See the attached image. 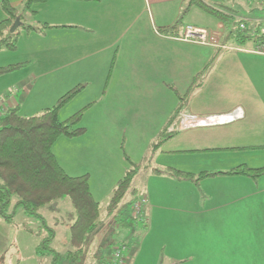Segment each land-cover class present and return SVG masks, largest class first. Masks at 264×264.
<instances>
[{"label": "crops", "instance_id": "1", "mask_svg": "<svg viewBox=\"0 0 264 264\" xmlns=\"http://www.w3.org/2000/svg\"><path fill=\"white\" fill-rule=\"evenodd\" d=\"M3 1L33 31L20 28L16 49L0 51V68L21 65L0 75V114L16 109L23 117L39 115L77 86L81 91L58 118L76 113L82 105L73 101L82 93L85 108L99 105L96 131L90 135V126H84V150H72L83 136L70 142L60 138L52 146L66 174L73 176L62 158L69 169L83 167L88 180L95 169L101 178L105 169L109 180L122 178L126 165L110 129L118 120L145 121L144 136L151 144L164 130L171 134L151 153L144 185L145 229L134 259L145 250L142 257L161 251L162 264H221L231 248L240 255L235 263L264 264V173L257 178L226 175L239 166L264 167V56L249 51L254 43L229 42L222 24L194 6L185 14L198 9L213 18L204 21L202 15V22L220 29L224 47L185 42L186 26L203 28L183 24L189 0H48L34 5L33 15L23 11V0H0V21ZM202 1L215 9L231 8L229 15L248 26L260 20L254 16L260 10L255 1L249 3L248 17L229 5L234 0ZM42 25L48 28L40 32ZM170 27L174 29L164 33ZM88 90L93 93L86 94ZM182 111L232 120L182 129ZM78 158L83 162L77 166L71 160ZM170 169L194 179H175L168 175ZM202 172L211 175L196 181ZM90 192L98 201L107 187L96 197ZM109 195L101 202L107 204Z\"/></svg>", "mask_w": 264, "mask_h": 264}, {"label": "trees", "instance_id": "2", "mask_svg": "<svg viewBox=\"0 0 264 264\" xmlns=\"http://www.w3.org/2000/svg\"><path fill=\"white\" fill-rule=\"evenodd\" d=\"M46 1L48 0H23V11L33 15L35 14L32 11L34 5ZM191 6L200 8L218 20L223 28L226 29L225 39L233 44L241 46L246 42L255 43L261 39L258 36V28L254 32L251 26L246 30H240L241 20H233L232 15H226L202 0H189V5L182 15ZM1 9L4 13V18L0 21V51L11 52L16 49L18 30L21 28L28 32L33 31V28L26 26L23 23V15L17 9L10 7L6 1L1 3ZM17 17L20 18L22 24L15 33L10 34L9 29ZM47 28L48 26L42 25L38 31L41 32ZM173 29V27H170L163 31L167 33ZM224 41L222 40L223 44ZM19 67L21 65L0 68V75L14 71ZM81 89L82 86L71 89L61 96L51 108L43 110L36 116L23 117L16 109H10L0 114V213L4 216V209L10 205L12 199H15V206L22 208L27 215L42 219L40 214H38L41 209L55 211L57 203L67 198L75 214L74 223L69 227L68 239L70 247L75 249L70 254L73 259L85 254L90 248L89 244L93 235L102 228L104 222L108 221L114 213H118L116 218L113 219L114 224L119 223L123 227L128 226L125 218H121V210L125 198L131 197L138 192L134 188L133 182L141 168V164L129 162V167L123 177L116 183L107 204L101 207L90 192L88 175L69 176L59 166L52 153V146L55 141L60 136L67 138L78 137L86 131L84 127L79 126L85 108L63 121L58 119L59 110ZM181 108L182 106L178 109V112ZM170 136L171 134L167 133V130L161 132L158 139L150 145V153L155 152ZM156 173L159 172L156 171ZM263 173L264 167L248 169L244 166H239L227 172L226 175H245L257 178ZM168 175L179 180L194 179L192 174L173 169L168 170ZM210 175V173L202 172L196 176V181ZM140 218L143 221V213ZM143 229H145V226H143ZM48 233V238L44 239L36 248V254L38 256L52 254L57 262L60 257L49 246L51 239L54 237V232L48 230ZM119 245L124 244L118 243L115 247ZM115 247H112V252ZM108 248L109 246H106L101 251L98 249L101 254H95L94 264L112 263V255L110 258L107 257ZM44 251L46 252L44 253ZM55 261L53 264H57Z\"/></svg>", "mask_w": 264, "mask_h": 264}, {"label": "rangeland", "instance_id": "3", "mask_svg": "<svg viewBox=\"0 0 264 264\" xmlns=\"http://www.w3.org/2000/svg\"><path fill=\"white\" fill-rule=\"evenodd\" d=\"M229 5H233V8L237 9L236 11L242 16L248 17V9L250 6L247 1L234 0L233 2L231 1ZM217 9L218 11L223 12L226 15H229L232 12L231 8L226 9L224 6ZM202 15L205 16L204 21H214L213 18H211V15H209L211 16L209 17L201 10L191 9V13L183 15V24L185 25L186 23H194L195 25H197V27H203L199 28L201 30H208V32L209 30H211L210 32L213 35L212 37L218 40V46L224 47L219 44L220 29L217 28L215 24L208 25L205 22H202ZM255 15L257 16V18H261V9L259 11L257 10V12L254 13V16ZM233 20L235 19L233 18ZM241 21L247 23L244 20ZM189 27L192 26L185 27L182 40H184L185 42L200 44L202 46L215 47V44L212 42L213 40H211V42L208 41V43L205 41L204 43L203 38H201V41H197L194 39L190 40L185 38V31ZM253 50L254 45L249 51L254 53ZM90 93H93L92 90H88L86 92V94ZM87 98L92 99V95H87ZM83 100L84 93L79 94L74 99V103L79 102L80 105H82L79 107L80 109L77 108V111L83 109V107L85 108V106L82 104ZM65 105H67V103ZM92 106L93 109L90 110ZM91 107L85 108L81 121L79 123L80 127L90 126V130L88 131V134L90 135H92L96 131V127H93V125L95 124L94 115L98 114L97 108L99 107V105L98 107H96V104L92 103ZM73 114H66L65 116L61 115V117H59L58 119L60 121H63V119L65 120ZM189 117L193 118V116ZM110 129L111 132H114L115 136L117 137L115 138V147L118 153L120 154L122 162L126 165V169L129 167V162L141 164L140 172L133 182V186L138 192L131 197L128 196L125 198L123 208L121 210V218H125L126 222L128 223V226L123 227L119 223L114 224L113 219L116 218L118 214L114 213L112 216L113 218L111 217L108 221H105L102 228L97 230L96 233L93 235L92 240L89 244L90 248L85 252V254H82L78 258L73 259L71 258L70 254H72L75 249L70 247L68 239L70 232L69 227L74 223L75 214L73 212V209L70 207L67 198L62 199L57 203V209L55 211L41 209L38 214H40L42 219H40L39 217L27 215L22 208L15 206L16 201L15 199H12L10 205L6 209H4V216L0 213V264H53L55 260L52 254H46L44 256H38L36 254V248L42 243L44 239L48 238V230L54 232V237L53 239H51L49 246L60 257L57 262L55 261L57 264H94L95 254H101V252H98V249H100L99 251H101L102 249H104V247L109 246L107 250V257L110 258L113 253L112 247H115V245H117L118 243L124 244L127 249L125 253L122 254V264H152V260L154 259H158L156 264H162V259L160 258L161 251L156 252L155 257L152 256V254L149 255L148 253L146 256L142 257V255L145 254V250H143L141 254L134 259V255L136 254L135 251L138 248V244L141 242L142 233L144 231L143 226L145 224V219L141 221V218L138 217L136 220H133L132 206L135 200H139L141 198L146 199L144 194V185L146 184V176L148 174V171L150 170V162L153 157V154L150 153V138L144 136V134L147 133L145 121H135L134 119H124L123 121L118 120L112 124ZM82 136L83 138L79 139V137ZM76 138L79 140L76 141L77 144L75 143L73 145L72 150H84V134L74 138L60 136L58 139L67 140L68 142H70V140H75ZM64 149L65 148L62 147V151H64ZM145 149L146 152H144ZM68 153L69 148H66V159L68 158ZM113 156L114 155H110L109 160H111ZM71 161H78L77 166L81 164V162H83L82 158L74 159ZM62 163L66 166L68 173L72 174L73 177L84 175L83 167L80 169H78L77 167H75L74 169H69L67 168L68 162H65V159L63 160V158ZM102 174L103 176L101 178V173L95 169L92 173V176L89 175L90 180L88 181L90 185L89 188L95 193V197L98 191L104 193L103 191L107 187V192H105L103 196H99V199H97V202H99L100 206L104 207L106 202L101 201H105V197H107L106 195H108V193H111L108 192L109 189H111L113 187V183H117L118 180H109V171L107 169H105ZM108 187L110 188L108 189ZM99 195L102 194L99 193ZM145 208L146 205L144 207V211ZM9 216L11 217L9 219H6ZM228 249L230 250L223 256L222 259H224V262L221 264H243L241 262L235 263V260L240 255L236 250H232L231 248ZM45 252L46 251H44V253ZM67 253H69V255H67Z\"/></svg>", "mask_w": 264, "mask_h": 264}, {"label": "built area", "instance_id": "4", "mask_svg": "<svg viewBox=\"0 0 264 264\" xmlns=\"http://www.w3.org/2000/svg\"><path fill=\"white\" fill-rule=\"evenodd\" d=\"M248 3H251L253 1L257 2L262 10V17L258 21L257 24L252 25V31L254 32L255 30H259L258 36L261 37L260 40L254 43V53L260 54L264 56V0H245ZM248 23L242 22L239 25L240 30H246L248 28ZM213 35L211 32L208 30H201L199 28H194V27H189L185 31V38L187 39H194L197 41H201V38H203V42L205 41L208 43V41L212 42L215 44V47H220L218 46V40L216 38L212 37ZM222 48V47H221ZM179 125L180 128H187V127H195V126H211V125H216V124H221L225 123L226 120L231 121L232 117L229 118H222V117H209V118H191L182 111L179 114ZM146 204V199L141 198L139 200H135L133 202L132 206V217L134 219H137L138 217H141L142 213L144 212V207ZM113 254H112V263L111 264H122V254L125 253L126 249L124 245H119L116 246L113 249Z\"/></svg>", "mask_w": 264, "mask_h": 264}, {"label": "water", "instance_id": "5", "mask_svg": "<svg viewBox=\"0 0 264 264\" xmlns=\"http://www.w3.org/2000/svg\"><path fill=\"white\" fill-rule=\"evenodd\" d=\"M21 24H22V23H21V21H20V18L17 17V18L15 19L14 23L12 24L11 28L9 29V33H10V34L15 33V32L17 31V29L20 27Z\"/></svg>", "mask_w": 264, "mask_h": 264}]
</instances>
